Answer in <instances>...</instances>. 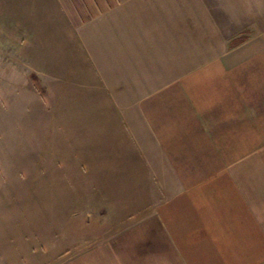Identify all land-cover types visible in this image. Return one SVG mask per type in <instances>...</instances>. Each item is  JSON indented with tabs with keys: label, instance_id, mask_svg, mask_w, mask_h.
Listing matches in <instances>:
<instances>
[{
	"label": "rangeland",
	"instance_id": "obj_1",
	"mask_svg": "<svg viewBox=\"0 0 264 264\" xmlns=\"http://www.w3.org/2000/svg\"><path fill=\"white\" fill-rule=\"evenodd\" d=\"M9 1L0 0V264H100L91 247L169 190L168 178L142 175L140 100L192 72L194 89H207L234 32L218 18L171 17L166 0H82L93 16L76 40L33 42Z\"/></svg>",
	"mask_w": 264,
	"mask_h": 264
},
{
	"label": "crops",
	"instance_id": "obj_2",
	"mask_svg": "<svg viewBox=\"0 0 264 264\" xmlns=\"http://www.w3.org/2000/svg\"><path fill=\"white\" fill-rule=\"evenodd\" d=\"M166 1L171 17L218 18L221 29L225 24L234 32V43L204 75L207 89H194L201 79L192 72L140 100V128L147 135V149L140 148L146 154L142 175L168 178V194L91 247V262L264 264V210L259 211L264 209V0ZM180 3L187 12L178 13ZM9 4L20 15L12 16L14 24L28 26L20 31L34 34L28 36L33 42L40 34L62 40L61 32L76 40L77 29L93 16L92 8L83 10L82 0ZM231 50L249 51L229 59Z\"/></svg>",
	"mask_w": 264,
	"mask_h": 264
}]
</instances>
